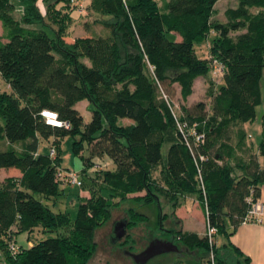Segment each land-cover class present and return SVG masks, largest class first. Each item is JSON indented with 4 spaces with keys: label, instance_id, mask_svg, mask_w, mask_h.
<instances>
[{
    "label": "trees",
    "instance_id": "obj_1",
    "mask_svg": "<svg viewBox=\"0 0 264 264\" xmlns=\"http://www.w3.org/2000/svg\"><path fill=\"white\" fill-rule=\"evenodd\" d=\"M23 1L18 19L14 0H0V74L12 89L0 91V142L25 145L0 151V170L21 173L0 179V264H85L96 249L95 230L111 217L109 198L156 203L159 229L195 255L209 253L203 264H250L229 236L250 207L247 197L259 199L264 184L258 160L264 156V115L257 152L243 127L255 119L261 99L264 0H236L225 10V22L213 20L219 0H90L89 9L106 17L102 30L86 23V34L71 42L65 40L71 16L56 6L70 0H43L45 13L39 0ZM210 33L208 56L199 58L194 44ZM211 67L221 78L217 86L209 81V102L187 106L196 79ZM176 93L178 112L170 104ZM82 100L91 107L85 125L75 108ZM46 109L69 127L47 124ZM119 118L133 122L121 125ZM192 131L203 134V141H195ZM65 136L73 139L75 153L86 145L90 155L107 154L115 164L90 183V197L80 201L74 220L44 203L60 194L58 149ZM51 137L54 156L39 152L40 140ZM188 196L216 230L212 244L207 233L163 226L169 213H163L161 197L174 216ZM124 218L122 246L131 242L129 230L148 216L130 205ZM36 229L56 235L35 241ZM25 234L31 246L20 241ZM218 235L226 238L223 244L214 241Z\"/></svg>",
    "mask_w": 264,
    "mask_h": 264
},
{
    "label": "rangeland",
    "instance_id": "obj_2",
    "mask_svg": "<svg viewBox=\"0 0 264 264\" xmlns=\"http://www.w3.org/2000/svg\"><path fill=\"white\" fill-rule=\"evenodd\" d=\"M90 0H77V4L74 3H65L60 2L56 6L59 10L65 12H69L70 19L67 24V38L65 40L67 42H71L73 38L78 36H83L86 34L85 32V24L88 23L93 26V28L100 32L102 30L101 21L106 18L99 14L92 12L89 9ZM161 1H159L160 3ZM15 3V16L18 19H21L25 6L27 2L23 0H14ZM38 4L41 7L43 13H45L47 4L43 0H39ZM237 4L236 0H219L216 2L214 8V16L213 20L217 22H225V10L228 7L234 6ZM69 9H65L64 6H68ZM71 6L73 8L71 9ZM56 27V25H54ZM3 34L2 24L0 22V35ZM213 38V33H210L207 38L203 41L197 42L194 44L195 51L199 58H205L208 56V48L209 42ZM221 74L217 68H212L204 77H199L196 79L194 83V92L192 96L185 103L187 106H192L197 102L204 101L206 104L209 102V99L206 97V89L209 81H213L214 85L217 86L220 83ZM260 90H261V99L260 102L256 105V116L252 122H247L243 124L244 131L247 135L249 134L251 137H247V140L253 145L254 150L257 149L260 137H261V121L264 115V68L262 71V76L260 79ZM0 91L11 93L12 89L7 81L0 74ZM172 109L175 112L179 111V105L181 104V99L179 95L176 93L170 102ZM75 108L78 109L83 117V125L88 123L91 119V107L89 106V102L87 100H82L75 105ZM133 121L127 118H119L118 124L127 125L131 124ZM55 141V137H51L49 140L41 139L39 150L41 153H49L51 144ZM24 143L18 142L15 144H9L5 142H0V151H5L8 149H15L17 151H22L24 149ZM166 146L162 148V153H166ZM59 171L62 172H73L77 173L79 180L82 182L81 186L76 184H71L66 181L59 185L60 194L52 200L44 199V203L47 204L53 211L55 212H64L67 213L71 220H74L77 214L78 205L82 199H87L90 197V189L88 186L90 183L98 178L101 171L115 169V164L113 160L107 155H90L87 150V146L85 145L83 150L80 153H75L73 149V139L70 136H65L63 138H59ZM87 158L89 161H87ZM259 165L261 169H264V156L258 155ZM10 170L18 169H1L0 177H4L12 173ZM154 177H158V170L153 173ZM84 183V186H83ZM91 188H96V191H100L101 193H106L105 191H101L96 187V184H93ZM145 192H140L136 194H130L128 198H134L135 196H143ZM109 198V197H108ZM166 199L161 197L160 203L162 207L163 213H169L167 218L163 221V226L165 228L175 227L181 229L183 231H192L196 233H202L203 236L206 234L207 223H206V215L204 210L202 209V205L199 204L201 209L203 210V217L201 213L198 215H194L192 211V205L190 199L181 200V203L185 201L184 209L182 208L177 210L176 214L180 218H182V222L179 219H176L174 216H171V207L165 201ZM196 201V200H194ZM109 204L112 207V213L110 219L98 227L94 232V241L96 244V249L93 254L89 257L85 264H134L131 254L137 253L140 251L151 237L157 238H169L168 234L161 231L158 227L159 225V215H158V205L156 203L139 205L133 203L131 201L123 202L119 204V199L109 198ZM133 205L137 207L138 211L145 213L148 216V220L145 223L138 224L132 227L129 230L130 234V243H126L127 245H119L118 243L112 242L113 236V228L115 224L125 216L127 206ZM185 214V216H183ZM186 217V218H185ZM178 220V221H177ZM56 233H43L36 229L33 233L34 240L40 241L49 236H55ZM20 241L22 243H26L28 236L21 235ZM214 241H218L221 243L224 241L223 235H218L215 237ZM182 246V245H181ZM200 252H197L198 255ZM196 255L193 256L187 255L190 259L184 260L183 264H199L198 260H196ZM204 255V254H202ZM206 257L209 256L205 254ZM172 254H162L156 256L151 259L148 264H175V259ZM192 257V258H191ZM205 261V260H204ZM181 264V263H176Z\"/></svg>",
    "mask_w": 264,
    "mask_h": 264
},
{
    "label": "crops",
    "instance_id": "obj_3",
    "mask_svg": "<svg viewBox=\"0 0 264 264\" xmlns=\"http://www.w3.org/2000/svg\"><path fill=\"white\" fill-rule=\"evenodd\" d=\"M198 79V78H197ZM263 131V125L261 124V135ZM251 137V136H250ZM40 152V150H39ZM257 152V149H256ZM1 171V170H0ZM12 173H10L7 176H4L3 178L0 177V179H4L7 177H19L21 176L20 171L18 170H10ZM186 199L191 200L192 205V211L194 215H198V213L202 215L203 217V210L199 206L197 201H194L192 197H186ZM259 201L262 203L263 206V215H262V223H247V224H240L234 232L229 236L230 242L236 246L239 251L241 252L243 257H247L249 259L250 264H264V184L260 186V195H259ZM185 201L182 202L181 206L177 207L175 209V214L177 210L182 208V211L184 209ZM185 216V214L183 215ZM176 217L179 219V221L182 222V218L176 214ZM186 218V217H185ZM199 236H203L202 233H197ZM226 241V238L224 237V241L217 244H223ZM25 245L31 246L33 243L32 241L27 240ZM192 256V255H191ZM206 257V255H203V259ZM201 259V262L199 264H203L204 260ZM183 264V262H181Z\"/></svg>",
    "mask_w": 264,
    "mask_h": 264
},
{
    "label": "water",
    "instance_id": "obj_4",
    "mask_svg": "<svg viewBox=\"0 0 264 264\" xmlns=\"http://www.w3.org/2000/svg\"><path fill=\"white\" fill-rule=\"evenodd\" d=\"M127 224V219H125L124 217H122L115 224L113 228V236L111 239L113 243H120L127 235ZM162 254H172L174 255L173 257L175 261L184 262V260L190 259L187 255L193 256L195 252L189 251L186 247L173 242L169 238L151 237L145 247H143L137 253L131 254V258L134 264H148L151 259ZM196 258V260L199 261L198 263H200L203 255L198 254Z\"/></svg>",
    "mask_w": 264,
    "mask_h": 264
},
{
    "label": "built area",
    "instance_id": "obj_5",
    "mask_svg": "<svg viewBox=\"0 0 264 264\" xmlns=\"http://www.w3.org/2000/svg\"><path fill=\"white\" fill-rule=\"evenodd\" d=\"M72 3L77 4V0H70ZM219 70H221V66L218 65ZM42 116L45 118L47 124L53 125V126H57V127H69V123L62 121L58 118V115L55 111L52 110H43L42 111ZM179 127L181 128V126L179 125ZM196 132L192 131V135H194ZM195 141L197 142H202L204 139L203 134H195ZM50 154L52 156L55 155V149L51 148L50 149ZM203 157L200 156V159H202ZM58 177L60 180H62L63 182L66 181L68 183L71 184H76L78 186L82 185V182L79 180L78 174L77 173H73V172H62L61 170L58 172ZM247 202L249 203L250 207L248 209V211L246 212V214L242 217L241 219V224H247V223H262V215H263V206L262 203L259 201V199L257 200H253L252 195L250 194L247 197ZM206 233L209 239V243L212 244L213 243V236L216 233V230L212 227H208L206 229ZM10 249L11 250H16V246L14 243L10 244ZM211 258H212V254H210ZM0 257H2V252L0 251ZM5 264H9V263H5Z\"/></svg>",
    "mask_w": 264,
    "mask_h": 264
}]
</instances>
